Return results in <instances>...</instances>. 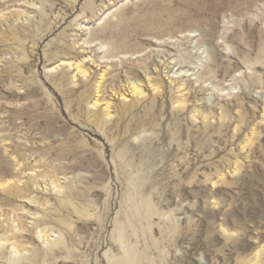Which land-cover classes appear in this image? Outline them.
<instances>
[{
    "label": "rangeland",
    "instance_id": "obj_1",
    "mask_svg": "<svg viewBox=\"0 0 264 264\" xmlns=\"http://www.w3.org/2000/svg\"><path fill=\"white\" fill-rule=\"evenodd\" d=\"M0 264H264V0H0Z\"/></svg>",
    "mask_w": 264,
    "mask_h": 264
},
{
    "label": "bare ground",
    "instance_id": "obj_2",
    "mask_svg": "<svg viewBox=\"0 0 264 264\" xmlns=\"http://www.w3.org/2000/svg\"><path fill=\"white\" fill-rule=\"evenodd\" d=\"M99 103V102H98Z\"/></svg>",
    "mask_w": 264,
    "mask_h": 264
}]
</instances>
